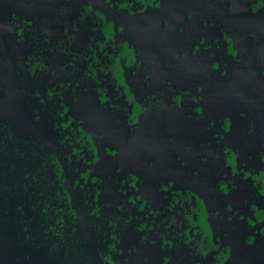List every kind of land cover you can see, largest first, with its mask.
<instances>
[{
    "label": "flooded vegetation",
    "instance_id": "1",
    "mask_svg": "<svg viewBox=\"0 0 264 264\" xmlns=\"http://www.w3.org/2000/svg\"><path fill=\"white\" fill-rule=\"evenodd\" d=\"M100 1L104 5L94 0H48L53 8L48 13L37 1L0 0V99L18 88L32 121H25L27 128L20 134L8 122L0 123L7 124L14 140L35 137L53 153L80 236L75 240L72 223L68 225L62 243L66 254L49 257L38 248L29 249L0 219V264H264L263 232L239 242L221 236L223 241L215 245L217 239L205 232L202 203L196 199V188L214 181V189L224 197L221 204L232 205L240 189L247 207L264 210V0H220L221 14H212L217 18L209 22L225 39L213 33L202 42L208 45L204 51L216 56L226 46L237 61L233 97L261 123L260 129L244 124L240 133L233 131V139L237 135L246 143L232 150L258 148L260 163L241 161L226 146L214 147L213 139L202 149L196 147L188 161L193 185L163 181L160 192L144 202L135 200L131 184L138 161L132 150L121 148L117 131L124 135L126 128L138 127L143 108H155L159 99L150 89L145 93L150 86L143 77L147 60L134 40L137 26L124 19L143 21L162 0ZM51 18L60 23L54 32ZM238 80L249 85V92L240 93ZM167 95V107L187 111L188 122L179 130L177 143L181 151L198 138L193 120L198 117L199 97L176 85ZM77 98L98 118L93 133L78 115V103L72 105ZM104 110L116 119L105 124ZM104 136L112 137L99 142Z\"/></svg>",
    "mask_w": 264,
    "mask_h": 264
},
{
    "label": "rangeland",
    "instance_id": "2",
    "mask_svg": "<svg viewBox=\"0 0 264 264\" xmlns=\"http://www.w3.org/2000/svg\"><path fill=\"white\" fill-rule=\"evenodd\" d=\"M33 1L40 3L44 11L52 13L53 8L48 4V0ZM94 2L101 3L100 0ZM221 3L220 0H162L156 11L148 12L143 21H137L135 17L124 19L127 23L137 26L134 40L139 53L147 60L148 67H143V77L146 76L150 81V86L145 93L150 89L151 95H157L159 99L155 108H143L138 118V127L134 130L126 128L122 132L124 135L117 131L121 137V148L132 150L139 164V169L132 171L131 182L136 201L150 200L160 192L161 185H165L162 184L163 181L176 183L181 187L193 185L191 173L187 172L191 168L188 161L195 149H202L203 143L209 144L215 139L214 147L226 146L232 150L233 146L238 147L246 143L242 138H237V135L233 139V131L240 133L244 124L260 129L259 118L251 117L245 106L233 97L236 92L231 86L235 80L234 66L237 63L234 56L226 46L217 56L207 53L210 51H204L207 44L202 46L205 41L203 39L209 34L217 33L218 40L225 39V35L209 22V19L217 18H212V14H221ZM54 19L48 21L52 32L60 28L59 21ZM231 60L233 65L229 71ZM175 85L192 90L199 97L198 117L195 115L196 119L193 120L198 138L195 143L181 151L177 149V143L179 130L188 122L185 116L187 111L174 106L167 107L170 101L167 92ZM237 85L242 87L240 93L249 92L248 84L242 85L238 80ZM76 102L80 108L78 115L84 119L85 127L93 133L96 125L94 122L98 118L87 111L79 98L72 102L74 108ZM103 113V121H112L117 117L109 110H104ZM115 123L122 127L121 123ZM132 131L134 133H131ZM114 135L116 136V133ZM111 137L104 136L99 142H108ZM247 137L250 138L251 135ZM255 138L257 139V135ZM147 142L151 144L149 148L145 147ZM258 151V148L252 150V147L249 151L232 150L235 155L240 156L241 161L250 159L249 163L256 166L260 163ZM203 155L208 157L204 151ZM197 167L203 171L205 166ZM225 177L224 175L223 178ZM208 178L210 179V175ZM209 183L205 184L206 188L205 185L196 188L199 196L196 195V199H200L202 203L204 215L201 219L205 232L211 238L217 239L214 240L215 245L219 244V240L223 241L221 236L239 242L252 239L260 232L264 233V210L259 209L257 205L247 207L240 189L235 190L232 205L221 204L223 194L214 189L216 182ZM221 256L224 260L227 258L224 252Z\"/></svg>",
    "mask_w": 264,
    "mask_h": 264
},
{
    "label": "trees",
    "instance_id": "3",
    "mask_svg": "<svg viewBox=\"0 0 264 264\" xmlns=\"http://www.w3.org/2000/svg\"><path fill=\"white\" fill-rule=\"evenodd\" d=\"M61 174L53 153L44 149L35 137L14 140L7 124L0 123L2 226L15 229L29 249L38 248L49 257L66 254L62 243L71 223L75 240L80 239L76 234L79 230L76 214Z\"/></svg>",
    "mask_w": 264,
    "mask_h": 264
},
{
    "label": "water",
    "instance_id": "4",
    "mask_svg": "<svg viewBox=\"0 0 264 264\" xmlns=\"http://www.w3.org/2000/svg\"><path fill=\"white\" fill-rule=\"evenodd\" d=\"M0 120L8 122L18 134L27 128L25 121L32 122L18 88L12 87L0 99Z\"/></svg>",
    "mask_w": 264,
    "mask_h": 264
}]
</instances>
